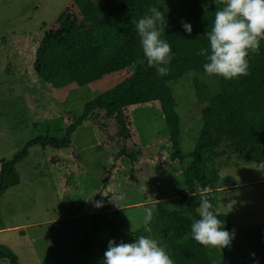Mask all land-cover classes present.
<instances>
[{"label": "rangeland", "instance_id": "1", "mask_svg": "<svg viewBox=\"0 0 264 264\" xmlns=\"http://www.w3.org/2000/svg\"><path fill=\"white\" fill-rule=\"evenodd\" d=\"M71 7V0H0V175L4 162L31 138L64 136L89 101L136 71L133 65L82 86L58 88L41 76L37 50L48 27ZM195 80L221 86L220 77L196 70L170 82L181 120V161L171 157V130L158 101L130 107L133 139L117 138L114 119L102 114L77 127L71 147H30L17 164L19 181L0 197V243L18 255L19 264H102L110 239L130 243L140 235L157 239L177 264L161 233L158 202L170 210L186 206L183 171L204 126ZM123 147L137 160L119 158ZM216 163L221 180L229 178L230 184L193 197L211 194L235 237L230 246L207 247L208 252L213 264H254L246 231L264 222V162L225 155ZM121 192L125 200L116 205L112 200ZM96 201L102 206L95 207ZM146 207L154 208L147 223ZM0 264H10L9 259L0 258Z\"/></svg>", "mask_w": 264, "mask_h": 264}, {"label": "trees", "instance_id": "2", "mask_svg": "<svg viewBox=\"0 0 264 264\" xmlns=\"http://www.w3.org/2000/svg\"><path fill=\"white\" fill-rule=\"evenodd\" d=\"M201 1L71 0L72 7L46 30L35 59L38 73L58 88L68 83L82 86L133 65L136 71L113 89L89 101L83 114L70 122L64 136L37 135L11 160L4 162L0 197L9 186L19 181L17 164L29 155L30 147L36 144L57 149L71 147L77 127L93 115V118H99L104 114V120L114 119L117 138L133 139L129 109L136 104L160 102L171 130V157L181 161L184 158L179 139L181 120L170 82L189 70L204 72L202 65L206 59L202 49L208 46L206 32L212 26L216 7L224 4V0H218L217 5L210 1L205 6ZM152 7L164 12L167 20L161 38L170 44L173 59L165 76H159L154 67L146 65L135 28L136 21L149 14ZM182 20L191 23V34L182 28ZM248 65L246 76L231 80L220 77L221 86L217 89L199 80L194 82L198 99L203 104L201 117L204 126L195 149L190 153L191 162L183 171L187 183L186 206L170 210L158 202L161 233L177 264L214 263L208 248L191 238L190 227L199 218L200 200L193 196L230 184L229 178L226 182L221 180L216 160L235 155L257 164L264 162V40L258 52L249 54ZM124 155L137 160L123 147L118 157ZM203 196L213 204L224 226L232 230L229 217L218 210L215 198L211 194ZM108 208H112L111 205ZM91 239L84 243V247H92ZM246 240L254 264H264V222L249 226ZM0 258H8L10 264H19L18 255L1 243Z\"/></svg>", "mask_w": 264, "mask_h": 264}, {"label": "clouds", "instance_id": "3", "mask_svg": "<svg viewBox=\"0 0 264 264\" xmlns=\"http://www.w3.org/2000/svg\"><path fill=\"white\" fill-rule=\"evenodd\" d=\"M217 5L218 0H211ZM188 34L192 25L181 21ZM167 27L165 13L152 7L149 14L140 17L135 24L136 32L148 67H154L159 76L169 72L173 59L170 44L161 38ZM208 46L202 49L206 62L202 65L208 75L225 80L248 74V56L260 49L264 40V0H224L222 7L214 12L212 26L206 32ZM123 192L114 198L115 204L124 201ZM95 207L102 206L101 201ZM144 222L153 218L154 208L146 207ZM191 238L205 247L217 249L230 246L235 232L224 226L213 204L204 196L199 202V218L190 227ZM102 264H174L173 259L157 239L140 235L133 242H117L110 239L103 254Z\"/></svg>", "mask_w": 264, "mask_h": 264}, {"label": "crops", "instance_id": "4", "mask_svg": "<svg viewBox=\"0 0 264 264\" xmlns=\"http://www.w3.org/2000/svg\"><path fill=\"white\" fill-rule=\"evenodd\" d=\"M220 184H221V182H220ZM227 185H224V186H222V185H219L218 187H216V189H214V190H216V191H221L224 187H226Z\"/></svg>", "mask_w": 264, "mask_h": 264}]
</instances>
